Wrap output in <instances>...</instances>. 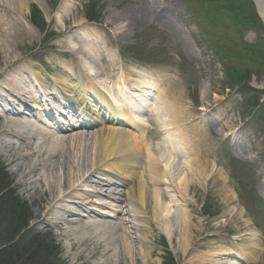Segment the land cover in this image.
I'll use <instances>...</instances> for the list:
<instances>
[{
  "label": "rangeland",
  "instance_id": "374dc122",
  "mask_svg": "<svg viewBox=\"0 0 264 264\" xmlns=\"http://www.w3.org/2000/svg\"><path fill=\"white\" fill-rule=\"evenodd\" d=\"M148 2L151 6L146 7L145 0H26L24 18L18 17L29 23L31 35L25 36L19 46H12L13 56H20L18 65L26 68L30 64L37 67L42 64L49 79L66 75V69L70 70V76H76L79 66L104 91L102 87L107 82L114 84L119 79L121 68L130 72L137 67L136 70L146 69L159 75L157 79L164 80L158 82L160 90L170 92L165 103L174 105L180 95L181 103L193 115L191 119L198 118L196 124L204 120L198 130L202 146L194 156L213 170L208 178L200 176L192 181L191 200L171 192L176 184L173 176H168L166 184L158 187L167 193L163 205L172 206L169 209L173 213L167 217L171 223L167 226L149 220L145 230L150 237L145 247L152 250L153 258H158L160 264H164L167 254L172 264H203V261L264 264V111L259 108L261 103L264 108V69L257 66V57L251 55L255 52L245 45L256 41L253 50H257L258 44L264 45V0ZM61 5L63 10L57 13ZM33 12L37 25L33 23ZM80 50L103 55L97 64L90 65L85 63ZM263 60L264 57L259 62ZM5 65L0 57V78L7 72ZM206 104L211 111L203 118ZM5 119L0 121L1 128ZM148 123L153 130L144 136L143 143L162 155L163 146L169 144L165 136L169 135L177 151L183 153L179 165L185 167L192 161V156L186 157L194 147V139L190 147L187 143L192 133L179 138L174 129L160 132L156 120V126ZM185 123L181 124L182 131ZM32 124L35 125L34 121ZM43 128L48 130L46 126ZM90 134L85 135L89 138ZM0 141L5 144L3 151L0 149V184L10 186L15 192L16 200L12 204L17 218L25 215L28 219L25 231L55 237V243L50 245L57 264H82L70 259L68 240L63 237L61 226H56L62 211L54 209L46 213L47 204H43L51 197L42 193L46 186L36 178L31 180L36 174L45 176L52 166L48 163L25 174L23 169L17 171L15 165L21 164L25 154H29V167L38 155L32 149L25 153L22 142L9 135L0 134ZM29 144L32 147L34 141L29 140ZM9 153H13L11 158L17 159V163L7 158ZM88 153L86 150L85 157ZM113 188L118 191L117 186ZM93 201L111 203L105 197ZM96 206L99 205H90L96 211L92 216L100 220L103 216L98 212L106 209ZM83 219L84 223L88 221ZM245 222L251 227L248 224L245 227ZM6 227L5 217L0 215V229ZM251 229L258 234L255 250L247 236H242ZM172 230L171 239L166 238ZM227 252L237 253V258L228 256ZM221 253L225 254L217 256ZM98 259H87L85 264H97Z\"/></svg>",
  "mask_w": 264,
  "mask_h": 264
},
{
  "label": "bare ground",
  "instance_id": "6f19581e",
  "mask_svg": "<svg viewBox=\"0 0 264 264\" xmlns=\"http://www.w3.org/2000/svg\"><path fill=\"white\" fill-rule=\"evenodd\" d=\"M25 4L26 0H0V57L2 63L6 64L5 67H8L5 75L0 78V121L7 118L2 122L5 126L1 128L2 125H0V134L2 136L9 135L22 142L25 153L32 149V152L38 156H36L32 167L28 166L29 154L22 157L21 164L17 163V159L11 158L14 152L9 153L7 158L17 163L15 165L16 170L23 169V173L31 172L30 170L36 171L40 166L48 163H50L49 166H52L51 172L49 171L41 177L36 174L31 180L34 181L36 178V181L46 186V188L43 187L42 193L46 196L49 193L51 197V199L46 198L43 204H47L44 209L46 213L55 208L64 211L65 218H61L58 223L61 227L70 226L69 228L64 227L62 230L64 231L63 237L68 240V250H71L69 255L72 261H80L85 264L87 259L98 257L100 259H98L97 264H130L129 260L131 264H160L158 258H153L152 250L145 247L144 243L150 237L149 231L145 228L149 220L162 223V225L164 223L167 226L171 223L167 217L172 212L169 209L172 206L170 203H168L170 205H163L162 200L167 198V193L158 188L166 184L168 176H173L176 183L171 192L177 196L182 195L190 199L189 189L192 181L200 176L208 178L212 175V167L209 168L207 162L202 163L194 156V153H199L198 148L202 146L199 137L201 131L198 130L204 125V120L202 119L200 123L196 124L195 121L198 118L191 119L193 115L181 103L180 95L174 105L165 103V97L170 92L166 93L162 89L153 95L156 106L152 108V112L160 130L167 132V130L174 129L178 132L179 138H184L185 135L192 133L190 139H187V143L190 147L191 141L194 139L192 141L194 147H191L190 152L187 151L188 156H186H192V161H188L185 167L179 165L182 162L180 160L183 153L180 150L177 151V147H174L169 135L166 136L168 140H164L169 143L163 146L165 151L159 149L160 153L162 151L165 153L160 155L150 145L143 143L145 138L143 133L134 134L115 128V123L122 124L123 120L129 126L131 109L137 107L133 97L132 100H130L131 97L128 98L130 101L127 103L128 107H124L126 109L125 114L120 113L119 110L115 112V109L108 104L107 106L115 116L110 120L102 118L97 123L95 118L82 117L83 120L90 119L94 123L96 122V126H102L101 128L98 126L99 128L91 132L89 138L84 132L74 131L63 134L58 131L52 135L50 133L52 131L49 129L45 131L43 127L48 122H44L40 117L50 116L47 120L51 123V120L59 123V120L64 121L65 119L61 115L63 112L61 106L58 104L54 107L52 102H58L61 99L62 103L60 102V104L64 107L78 104L82 112L95 113V116L99 117V114L90 107L91 105L85 103V96L86 94L92 96L104 94L101 92L102 90L93 85L91 78L79 66H77L79 72L76 76L73 74L69 76L71 72L66 69V75L62 74L63 76L49 79L46 74H43L42 67L30 64L26 68L18 65L20 56H13L12 46H19L20 41L25 36L31 35L28 29L29 23L18 17L20 15L24 18L23 13L27 9ZM145 4L146 7L151 6L148 0H145ZM63 5L60 6L57 13L62 12ZM80 54L85 59V63L90 65L97 64L103 55L87 50H80ZM136 69L137 67L133 71L126 72L121 68L119 70L121 75L119 74L117 80L119 86L122 84L135 91L137 81L133 80L132 76L141 74L144 77H140V81H138L140 88L149 90L153 89L154 86L156 87L158 79H153L155 78L153 74ZM90 76L93 77L91 74ZM156 77L158 78L159 75ZM160 77L164 76L160 75ZM34 84L38 88L34 87ZM102 88L107 90V87ZM136 92L140 97L134 94L133 96L141 100L144 95L145 98L148 97L150 91L141 92L138 90ZM117 95L120 96L118 91ZM104 97L99 98L100 102L104 101ZM110 100H113V95H110ZM104 102L97 106L102 108L105 106ZM138 109L142 108L139 106ZM202 111H204V118V115H207L211 109L206 104L205 110ZM31 115L36 120L35 125L24 119ZM169 118L172 120L171 123ZM186 120L188 121L186 122ZM131 121L133 126H130L131 128L138 126L133 120ZM182 123H185L182 127L183 131L181 130ZM166 124L170 126L169 129ZM197 126L200 127L197 129ZM46 127L49 128V126ZM29 140L34 141L32 147H30ZM1 148L2 151L5 148L2 141H0ZM86 150L89 152L87 157L84 155ZM61 161H63L62 164ZM25 163H27L26 166ZM59 165L60 169L58 170ZM32 181L28 183H33ZM93 184V190L85 188ZM115 185H120L124 189L122 194L115 191L113 188ZM99 197H106L105 199L111 203H94L91 201ZM67 203H70L71 206H67ZM92 203L98 204L99 206H96L98 208L106 209V211L98 212L103 216L101 221L92 216L96 212L95 207H90ZM115 203L118 205L116 206ZM82 211L88 212L90 221L83 222L84 219L81 217H85V215L81 213ZM107 217L112 218V221H108ZM186 219L184 218L187 223L188 217ZM247 224L251 227L249 222H245L244 226L247 227ZM186 230L188 233L189 227ZM172 232L173 230L167 232L166 238L171 239ZM79 235L82 236L79 237ZM242 236H247L252 242V248L257 249V233L251 229ZM218 251H216L217 254ZM258 251L262 254L261 249ZM224 254L221 253L217 256ZM227 255L237 258V253L234 252H227ZM202 263L205 264L204 261ZM220 264L236 263L225 262Z\"/></svg>",
  "mask_w": 264,
  "mask_h": 264
},
{
  "label": "trees",
  "instance_id": "16d2710c",
  "mask_svg": "<svg viewBox=\"0 0 264 264\" xmlns=\"http://www.w3.org/2000/svg\"><path fill=\"white\" fill-rule=\"evenodd\" d=\"M32 17L37 25L35 12ZM14 194L10 186L0 184V204H3L0 215L5 217L7 224L5 230L0 229V264H57L51 242L43 235L25 231L28 227L25 215L17 218L12 204L16 200ZM172 263L171 256L167 254L164 264Z\"/></svg>",
  "mask_w": 264,
  "mask_h": 264
}]
</instances>
